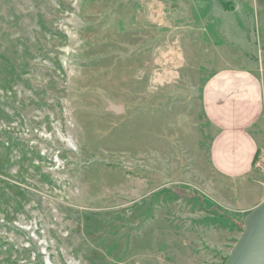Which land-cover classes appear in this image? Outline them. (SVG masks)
<instances>
[{
  "label": "rangeland",
  "instance_id": "rangeland-1",
  "mask_svg": "<svg viewBox=\"0 0 264 264\" xmlns=\"http://www.w3.org/2000/svg\"><path fill=\"white\" fill-rule=\"evenodd\" d=\"M251 63L264 0H0V264H223L264 161L213 171L201 92Z\"/></svg>",
  "mask_w": 264,
  "mask_h": 264
},
{
  "label": "crops",
  "instance_id": "crops-1",
  "mask_svg": "<svg viewBox=\"0 0 264 264\" xmlns=\"http://www.w3.org/2000/svg\"><path fill=\"white\" fill-rule=\"evenodd\" d=\"M255 63L211 75L202 88V111L213 130L209 159L215 173L247 179L257 156L264 161V72Z\"/></svg>",
  "mask_w": 264,
  "mask_h": 264
},
{
  "label": "water",
  "instance_id": "water-1",
  "mask_svg": "<svg viewBox=\"0 0 264 264\" xmlns=\"http://www.w3.org/2000/svg\"><path fill=\"white\" fill-rule=\"evenodd\" d=\"M108 111L121 115L124 109L110 103ZM242 225V231L223 264H264V198L246 214Z\"/></svg>",
  "mask_w": 264,
  "mask_h": 264
}]
</instances>
